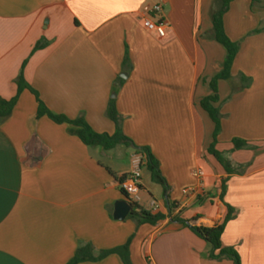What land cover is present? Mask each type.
I'll return each mask as SVG.
<instances>
[{"label":"crops","instance_id":"1","mask_svg":"<svg viewBox=\"0 0 264 264\" xmlns=\"http://www.w3.org/2000/svg\"><path fill=\"white\" fill-rule=\"evenodd\" d=\"M215 1L0 0V97L14 98L23 74L52 112L83 116L109 135L116 130L106 115L113 99L130 140L108 151L88 147L71 126L38 118L36 97L23 90L0 123V264H68L88 244L98 257L132 236V264H232L212 259V246L185 226L215 227L227 205L236 216L224 246L241 264H264V0H234L224 16L240 49L231 80L218 85L216 148L232 174L208 154L215 126L200 105L226 56L211 38ZM156 4L169 24L162 38L143 26ZM38 43L44 46L34 52ZM234 138L251 147L235 150ZM144 147L169 191L166 199L161 185L152 190L151 175L146 182L144 157L141 201L133 209L166 218L137 226L114 212L126 199L120 179ZM196 170L204 176L196 178ZM80 264L124 263L110 255Z\"/></svg>","mask_w":264,"mask_h":264},{"label":"trees","instance_id":"2","mask_svg":"<svg viewBox=\"0 0 264 264\" xmlns=\"http://www.w3.org/2000/svg\"><path fill=\"white\" fill-rule=\"evenodd\" d=\"M233 1L234 0H216L214 4V9L211 14L213 24L211 38L224 47L226 56L222 64L221 71L209 81L211 94L202 98V100L200 101L202 109L208 114L215 126L213 133V143L208 149V154L211 155L229 174L233 173L230 162L225 158L224 153L220 152L216 148V146L218 144V137L222 131L223 118L220 111V105H218L220 103L218 85L220 81L231 80L232 66L240 49L239 43L234 42L229 38L224 27V16L229 11L230 4ZM251 1L255 3L261 0ZM256 32H259V30ZM43 46V43H38L34 48V52L41 49ZM23 90H29L36 97L38 102V118L47 117L56 124H67L71 126L73 128L72 133L76 134L80 138V140L88 147L99 146L102 149L108 151L114 149L122 143L130 142V140L124 135L122 131V120L118 114L115 100H110L106 112L107 117L115 124V133L113 135H109L107 133H97L90 127L83 116H80L76 119H70L65 115H60L52 112L40 99L38 92L26 82L23 74H21L17 80V95L10 100H6L0 97V123L6 121L11 117L18 102L19 95ZM232 144L235 150H244L251 147L248 141L240 138H234L232 140ZM137 152H140L144 157H146V168L150 171L152 180L162 186L163 192L166 195V199H168L167 193L169 191V186L165 178L161 174L159 162L151 154L149 148H140L139 150H137ZM125 177L126 176H123L120 179V182ZM122 193L126 196L123 191ZM224 193L225 185L222 186V198L224 196ZM167 203L170 210H173L176 207L175 204H170L169 200H167ZM136 206L137 204L133 205V207ZM235 216L236 210L233 207L227 205V213L221 224L209 228L195 225L192 226L189 223L185 222V226L189 227L193 233H195L198 237L212 246V250L210 253V257L212 259H227L230 260L232 264H241V260L237 251L234 248L224 246L222 242V235L226 229V226L232 219H234ZM165 218L166 216L164 214H153L143 209H133L128 217V219L133 220L137 226H141L144 224L156 225ZM132 240L133 236L130 237L128 241L122 246L101 251L98 257H94L93 246L88 244L82 248H79L73 259L68 264L101 261L110 255L119 256L124 264H132L130 257V245Z\"/></svg>","mask_w":264,"mask_h":264},{"label":"built area","instance_id":"3","mask_svg":"<svg viewBox=\"0 0 264 264\" xmlns=\"http://www.w3.org/2000/svg\"><path fill=\"white\" fill-rule=\"evenodd\" d=\"M163 5L156 4L151 11L143 19V26L148 31L154 32L159 37H165L169 24L163 16ZM132 171L120 182V189L126 194L129 202L134 205L141 201L142 192V167L144 163V156L136 152L131 157ZM193 175L196 178L204 176L202 170L194 171ZM193 193L194 190H187L186 193ZM150 207L154 210H158V204L154 200L151 201Z\"/></svg>","mask_w":264,"mask_h":264},{"label":"water","instance_id":"4","mask_svg":"<svg viewBox=\"0 0 264 264\" xmlns=\"http://www.w3.org/2000/svg\"><path fill=\"white\" fill-rule=\"evenodd\" d=\"M131 211H133V205L126 197V199L120 200L116 203L114 218L116 220H124L130 215Z\"/></svg>","mask_w":264,"mask_h":264},{"label":"rangeland","instance_id":"5","mask_svg":"<svg viewBox=\"0 0 264 264\" xmlns=\"http://www.w3.org/2000/svg\"><path fill=\"white\" fill-rule=\"evenodd\" d=\"M144 175H145V177H146V182H148V183H151L152 181L150 180V173H149V171L148 170H145L144 171ZM152 184H154V185H152L153 187H152V190L153 191H157V190H160V186L158 185V184H156V183H152ZM159 198L158 199H162V197L159 195L158 196Z\"/></svg>","mask_w":264,"mask_h":264}]
</instances>
